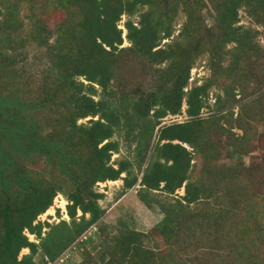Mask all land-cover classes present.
Instances as JSON below:
<instances>
[{
  "label": "trees",
  "instance_id": "16d2710c",
  "mask_svg": "<svg viewBox=\"0 0 264 264\" xmlns=\"http://www.w3.org/2000/svg\"><path fill=\"white\" fill-rule=\"evenodd\" d=\"M118 180L161 212L148 232L103 224L98 185ZM58 195L68 220L39 221ZM68 249L264 264V0H0V264Z\"/></svg>",
  "mask_w": 264,
  "mask_h": 264
},
{
  "label": "rangeland",
  "instance_id": "374dc122",
  "mask_svg": "<svg viewBox=\"0 0 264 264\" xmlns=\"http://www.w3.org/2000/svg\"><path fill=\"white\" fill-rule=\"evenodd\" d=\"M125 20L123 16L120 23L119 28L123 29L122 24ZM183 21V17L180 16L177 20L175 26V35L177 34V30ZM244 22V21H243ZM125 34V30L123 29V36ZM124 46L128 44L126 41L123 43ZM208 76V70L205 67V59L201 58L198 60L194 66V68L190 72V80H189V87L193 86L194 84L199 85L202 83L203 79ZM209 104H213V99L210 96ZM185 105L182 107V115L175 116V117H167L163 120L162 124H169L172 122H182L186 119L184 114ZM204 110L201 113V116H207L208 112ZM239 133L238 131H236ZM125 157V151L122 149L119 155H114L113 159H119ZM120 181V180H118ZM106 182L103 184L98 185V192L103 194V199L99 201V204L106 210V214L103 217V224H106L110 227H115L118 221L124 222L129 228L137 230L139 232L146 233L148 232L153 226H155L161 219L162 214L159 209L153 207L152 209H147L144 205H142L136 196V191L134 189L129 190L125 193L122 197H119L122 181L121 184L118 182ZM178 196L183 194V189L176 192ZM66 201L65 199L59 195L57 196L46 213L41 215L38 220L41 222H48L50 224H54L59 222V220L64 219L68 220L66 216ZM58 212V215H57ZM28 239L31 242H37L34 236L28 235ZM76 248V247H75ZM73 250V251H72ZM71 251L68 249L66 252L68 253V259L63 264H78L81 260L80 251L77 249H72ZM28 250H22L20 255L27 254Z\"/></svg>",
  "mask_w": 264,
  "mask_h": 264
},
{
  "label": "built area",
  "instance_id": "2783aa9c",
  "mask_svg": "<svg viewBox=\"0 0 264 264\" xmlns=\"http://www.w3.org/2000/svg\"><path fill=\"white\" fill-rule=\"evenodd\" d=\"M59 197V195H58ZM67 204V203H66ZM95 227H91L81 238L80 240H85L89 235H91L95 231ZM68 259V253L65 252L63 255H61L58 259L55 261H47V264H63Z\"/></svg>",
  "mask_w": 264,
  "mask_h": 264
},
{
  "label": "crops",
  "instance_id": "0c3cea01",
  "mask_svg": "<svg viewBox=\"0 0 264 264\" xmlns=\"http://www.w3.org/2000/svg\"><path fill=\"white\" fill-rule=\"evenodd\" d=\"M121 184V181H118Z\"/></svg>",
  "mask_w": 264,
  "mask_h": 264
}]
</instances>
